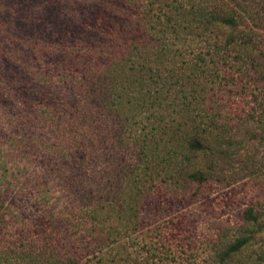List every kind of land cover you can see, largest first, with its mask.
Segmentation results:
<instances>
[{
  "label": "rangeland",
  "instance_id": "374dc122",
  "mask_svg": "<svg viewBox=\"0 0 264 264\" xmlns=\"http://www.w3.org/2000/svg\"><path fill=\"white\" fill-rule=\"evenodd\" d=\"M5 1L9 2L0 0V4L5 5ZM56 1L47 6L59 20L51 16L35 19L39 27L30 25L31 31L24 38L39 41L37 46L43 38L64 31L53 40L70 46L91 41L98 47L93 15L88 12L93 3L64 0L60 8L64 13H60ZM27 19L33 20L30 14ZM11 35L21 37L18 32ZM18 40L25 44L27 52L25 40ZM262 52L264 28L239 54L228 51L224 60L216 55L204 56L205 71L196 72L189 87L193 90L197 88L194 84L204 83L205 90L193 93L187 100L192 104L187 114L195 124H191L190 133L199 137L203 150L174 156L171 144L175 137L171 133L179 118L173 105L159 112L157 106L156 110L148 104L140 117L130 121L133 129L145 126V144L155 155L148 167L136 160L141 149L129 145L135 136L125 137L128 151L120 155L113 150V134L129 136L128 130L124 134V126L116 123L117 128L111 131L105 128V121H99L98 138H106L105 148L97 139L98 158L92 172L95 177L90 178L96 184L87 187L84 194L78 183L86 185L82 182L89 176L78 170L72 172L69 164L61 160V151L75 150L74 146L68 149V135L61 137L69 125L68 117L60 113L52 119V108L42 102L39 91H29L31 95L24 96V90L0 80V264H50L52 260L68 259L81 264H264ZM20 54L24 51L17 54L21 58L17 63L24 69L27 65L33 72L49 75L48 87L55 89L59 101L71 100L70 97L77 101L74 86L72 91L59 79L53 55L39 66L36 60L25 64ZM184 57L186 61L194 59L191 54ZM175 60V70L190 75L189 69L184 72L185 62ZM190 66L194 67V63ZM1 70L0 65V76ZM169 76L166 73L162 77L168 82ZM179 84L175 83L177 89L181 88ZM170 94L167 102L178 101L173 92ZM26 101L29 103L22 106ZM56 108L61 110L60 106ZM154 120L161 121V128H156ZM89 156V152L77 151L68 161L73 166L84 162L85 166ZM114 157L121 159L118 166L111 162ZM120 164L133 170L127 183L126 177L119 180L115 176L129 170L124 172ZM154 164L158 169H153ZM172 165L174 175L170 174ZM151 170L159 171L161 176L153 174L155 179L151 180ZM194 171H202L206 179L189 181L186 174ZM104 187V195L96 193ZM141 187L143 194L137 196L136 189ZM114 191V196L108 198L107 194ZM247 208H252L262 223L259 230L244 224ZM247 229L252 230V239L246 248L225 258L226 245Z\"/></svg>",
  "mask_w": 264,
  "mask_h": 264
},
{
  "label": "trees",
  "instance_id": "16d2710c",
  "mask_svg": "<svg viewBox=\"0 0 264 264\" xmlns=\"http://www.w3.org/2000/svg\"><path fill=\"white\" fill-rule=\"evenodd\" d=\"M8 1H5V5L0 4V65L3 67L0 80L11 87L24 90L22 92L24 96L31 95L29 91H39L42 102H48L52 108V119L58 114L57 119L60 113L68 117L69 125L67 129H63L64 134L61 137L64 139L68 135L71 143L68 149L71 150L74 146L75 150L68 153L65 149L61 151V160L69 164L68 168L71 167L72 172L76 173L78 170L89 176L88 180L82 182L86 185L76 182L79 184L78 189L82 186L80 190L83 194L87 187L96 184L90 178L95 177V173L92 172L96 169L94 166L98 158L95 154L97 139H99L97 142L105 148L106 138H98L99 121H105L103 125L111 131L117 128L116 123L119 124L118 127L124 126V134L128 130L129 136L113 134L111 144L113 150L116 149L120 155L128 151L127 144H124L125 137L128 139L127 137L135 136V140L129 142V145L141 149L136 160L148 167L155 155L153 149L145 144V139L148 138L147 134H143L145 126L141 125V128L138 126L133 129L130 121L140 117L142 110L148 104L151 108L157 106L159 112L162 109L168 110L170 105H173L177 109L175 112L179 118L175 119V131L171 133L175 137L174 143L171 144L172 149L175 150L174 156L184 155L185 151L203 150L204 145L199 137L190 133L194 120L187 114L192 105L187 101L188 97L193 93H203L205 90L204 83L194 84L197 88L193 90L189 87L193 85V75L205 71V55H216L224 60L228 51L239 54L248 49L258 31L264 28V0H86L93 3V7L89 8L88 12L93 15L91 22L95 28L93 33L100 41L98 47L91 41L70 46L65 42L53 40L61 36L64 31L59 32L55 37L43 38V41L35 46L39 41L33 43L29 38H24V35L31 31L30 25L36 26L35 19L51 16V19L55 17L59 20L56 12L52 13L47 6L55 0ZM62 2L64 0L56 1L60 13H64V10H60ZM28 14L33 20L28 21ZM25 19L27 22H23ZM129 25L130 29L127 30ZM13 32L21 33V37H12ZM18 39L25 40L27 52L23 47L25 44ZM20 50L24 51V54L20 55L25 64L36 60L41 66L46 58L49 59V55H53L52 61L56 71L58 70L59 79L63 84H69L72 91L74 86L77 101H72L71 97V100L62 98L59 101L55 89L48 87L49 75L33 72L27 65L24 69L22 64L17 63V60L21 59L17 55ZM190 54L194 55V59L186 61L184 56ZM260 56L264 67V52ZM176 58L185 62L187 67L183 68L184 72L189 69L190 75L175 70ZM193 63L194 67H191ZM168 65L171 66L170 70L167 69ZM21 70L27 71L23 75H17ZM166 73L170 75L168 82L162 77ZM182 79L187 82L179 84ZM175 83L181 88L177 89ZM170 92L174 93L178 101L165 100L171 95ZM57 106L61 107L60 111L57 110ZM27 121L29 122V119ZM154 122L156 128H161V121L159 123L158 120H154ZM151 134L153 135L152 132ZM77 151L89 152L90 156L85 165L87 168H84V162H77L74 166L69 163V158ZM118 159L114 157L111 162L118 166L121 162V159ZM166 161L163 159L164 163ZM155 165L153 169L158 167ZM121 166L124 172L129 169L125 173L126 176L122 172H118L115 176L119 180H125L126 177L127 183L130 175H133V170H130L129 165ZM170 169L173 173L167 172L174 175L175 165ZM153 174L155 177L161 176L159 171L151 170V180L155 179L152 177ZM186 177L191 182H201L206 179L202 171L187 173ZM69 190H73L70 185ZM96 193L104 195L105 187L98 189ZM114 193L115 191L112 195L108 193L107 197L114 196ZM136 193L137 196L143 194L142 187L136 189ZM243 222L256 230L262 226L252 208L245 210ZM244 233L226 245L223 253L225 258L246 248L252 239V230L247 229ZM50 264L81 263L68 259L64 262L52 260Z\"/></svg>",
  "mask_w": 264,
  "mask_h": 264
}]
</instances>
